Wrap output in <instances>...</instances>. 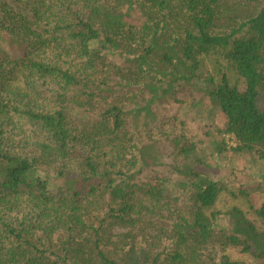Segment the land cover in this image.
Returning a JSON list of instances; mask_svg holds the SVG:
<instances>
[{"label":"trees","instance_id":"trees-1","mask_svg":"<svg viewBox=\"0 0 264 264\" xmlns=\"http://www.w3.org/2000/svg\"><path fill=\"white\" fill-rule=\"evenodd\" d=\"M1 32L0 264H264V172L213 178L182 133L166 170L135 124L192 88L264 164V0H0Z\"/></svg>","mask_w":264,"mask_h":264},{"label":"rangeland","instance_id":"rangeland-1","mask_svg":"<svg viewBox=\"0 0 264 264\" xmlns=\"http://www.w3.org/2000/svg\"><path fill=\"white\" fill-rule=\"evenodd\" d=\"M16 46H18L17 42L10 35L0 33L1 49L14 52ZM135 120L136 129L141 133L140 146L143 145L147 157L155 156V154L158 157L159 153H162L164 165L172 160V148L159 146L157 142L161 137L166 136L169 141V138L176 133H182L188 141L196 144L194 157L201 159L200 168L213 178L222 180L224 178L232 187H237L241 183L251 186L256 182L258 175L264 172L263 162L254 154L237 153L231 149L234 141L232 136L224 130V118L220 109L213 101L201 96L198 90L179 88L174 96L156 99L152 105V111L139 114ZM160 129L165 135L161 134ZM148 130H150L149 134ZM163 167L169 168L167 165ZM232 171L234 174L230 175ZM252 188L255 189L253 186ZM250 190L251 194H255L260 201L259 192ZM234 204L243 209H249L247 198L242 195L233 197L228 192H224L219 206L226 209ZM230 254L234 258L245 259L252 264L250 257L236 249L230 250Z\"/></svg>","mask_w":264,"mask_h":264}]
</instances>
